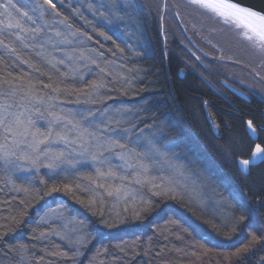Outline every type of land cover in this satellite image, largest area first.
Instances as JSON below:
<instances>
[{
	"label": "trees",
	"instance_id": "obj_1",
	"mask_svg": "<svg viewBox=\"0 0 264 264\" xmlns=\"http://www.w3.org/2000/svg\"><path fill=\"white\" fill-rule=\"evenodd\" d=\"M177 1L52 0L53 8L45 0H13L19 9L12 10L13 16L25 28L42 31L35 41L24 42L14 34L17 29L0 32V98L7 100L6 94L16 91L19 99L31 89L44 107L57 97L51 102L65 110L91 109L96 116L129 108L133 116L123 129L134 134L164 124L172 153L182 161L194 158L232 213L222 219L196 208L183 194L149 184H124L127 200L109 196L121 181L99 178L92 165L40 170L10 182L0 161V264H264V162L247 176L236 166V159L251 156L255 143L245 122H264V102L250 95L251 101L236 99L231 106L195 77L198 66L182 47L184 25L171 6ZM65 38L69 46L59 47L57 40ZM53 58L64 64L53 68ZM200 74L208 83L207 72ZM98 84L103 86L94 91L91 86ZM195 99L203 100L204 109ZM219 102L223 105L216 106ZM257 143L264 146L260 131ZM53 186L60 190L51 191ZM161 189L167 194L156 195ZM144 201L147 211L137 217L134 209ZM54 209L75 219L81 235L88 236L80 255H74L81 247L77 242L55 236L57 222L41 221Z\"/></svg>",
	"mask_w": 264,
	"mask_h": 264
},
{
	"label": "snow or ice",
	"instance_id": "obj_2",
	"mask_svg": "<svg viewBox=\"0 0 264 264\" xmlns=\"http://www.w3.org/2000/svg\"><path fill=\"white\" fill-rule=\"evenodd\" d=\"M45 3L55 7L52 0H45ZM188 3L216 23L231 28L257 52L264 55V12L242 5L238 0H188ZM12 10L19 11L13 0L0 2V17L4 18L0 19V25L3 26L0 27V32L17 29L18 31L14 34L21 42L25 40L35 41L37 34L42 29L25 28L22 22L13 16ZM23 16L27 17L28 14L25 12ZM56 36L60 37L62 34L57 32ZM3 43L0 40V44ZM24 46L28 47L29 45L25 43ZM36 46L41 49L44 47L43 44ZM52 46L55 47L56 45L53 44ZM12 51L14 52L15 49ZM40 55L41 52H37V56ZM53 60L54 62L50 61L53 68H56L57 64H64L62 59L55 60L53 58ZM102 86V84H98L91 87L95 91ZM45 87H49V85H45ZM52 91L58 92L59 89L52 88ZM6 95L7 100H11V103L0 98V129L3 130L4 141V143H0V159L16 156L17 159L27 161L34 168L46 166L55 169L64 163L72 152L80 150L83 154L84 151L93 149L92 159L99 165L96 169L97 176L99 178L111 177L121 181L120 185L112 187L108 191L109 196L115 194L118 198L121 195L126 200L131 198L123 184L129 179V176L120 174L121 171L128 169L133 170L131 173L132 182L136 184L152 183L153 187H157L148 179L149 158L147 155L139 156L134 152V149L129 147L130 141L127 130L119 133L110 127L111 122L105 123L104 120L97 122L96 114L91 109L84 112L65 110L51 102L57 97H50L47 106L41 111V106L45 104V101L33 95L31 89L23 91L19 99L16 98V91ZM90 102L95 103L96 101L90 98ZM100 115L103 116V113ZM37 120L45 121L43 129L37 125ZM246 129L250 138L255 140L258 129L253 119L246 121ZM259 130L264 131V125H261ZM61 145L63 148L60 147ZM105 153L109 155H105ZM113 156L122 163L113 165L111 162ZM45 161H47L46 165ZM258 161L264 162V146L260 143L255 144L250 159H242L238 163L246 172L248 166ZM100 187H104V185H100ZM59 190L55 186L51 188L53 192ZM65 190H70L67 185H65ZM155 194L166 195L167 192L161 189ZM148 203L144 201L140 209H134L137 217L141 211H147L146 205ZM77 243L81 247L75 249L74 255H80L82 248L87 246L89 243L88 236L86 234L81 235ZM244 250L246 251V247ZM237 254H239V250Z\"/></svg>",
	"mask_w": 264,
	"mask_h": 264
},
{
	"label": "rangeland",
	"instance_id": "obj_3",
	"mask_svg": "<svg viewBox=\"0 0 264 264\" xmlns=\"http://www.w3.org/2000/svg\"><path fill=\"white\" fill-rule=\"evenodd\" d=\"M177 2L179 3L174 2L171 6L175 7L179 12L178 19L183 22V27L185 28L182 27V29L185 35L192 38L193 42L203 50L201 58L208 66L204 71L207 73L208 71H215L235 81H241L245 77L247 80L244 85L245 90L250 95L264 102V55L257 52L231 28L216 23L196 10L188 3V0H178ZM163 7L165 8V6ZM183 38L182 47L184 49L183 43H188V41L185 37ZM57 42H59L58 46L61 48L64 47L63 45L69 44L67 38L63 41L57 40ZM66 54L69 57V51ZM216 57L227 59L232 63L230 65L220 63L218 68L215 65ZM191 59L201 69V65H199L196 59ZM189 64L190 66L194 65L190 60ZM90 65L92 66L93 63L91 62ZM199 71L200 73L202 72L201 70ZM228 82L238 88V85L233 81ZM41 108V111H43L44 105ZM102 113L103 116L100 115L101 113L96 116L97 122L100 120H104L105 123L111 122L110 127L119 133L127 130V136L130 141L129 147L134 149V152L139 156L147 155L150 163L148 179L157 187H153L152 183L136 184L132 182V169L120 172L121 175L129 176V179L124 181L123 184L131 185L135 188L144 186L145 184H149L151 188L162 186L164 190L185 195V198L192 201V204L196 208L206 209L222 219L227 218L232 213L233 207L223 195H219L210 175L206 174L201 168H198L196 161L192 159L182 161V156L172 153L173 146L163 142L166 134V126L164 124L134 134L132 129H123L126 122L133 116L129 108H111ZM37 125L43 129L45 121L37 120ZM0 143H4L2 129H0ZM60 147L63 148V145ZM92 152L93 149L84 151L83 154H81L80 150L72 152L71 155H68L67 160L55 169H50L46 166H40L37 169L32 167L27 161L17 159L16 156L0 159V161L9 170L10 182H18L40 170L48 172L70 171L78 168L83 169L91 165L97 168L99 165L92 159ZM105 155L109 154L105 153ZM111 162L113 165L122 163L114 156ZM46 164L47 161H45ZM41 221L45 223L57 222L58 227L55 229V236L60 239L77 242L81 237L80 225L75 219L66 217L62 209L46 212L42 215Z\"/></svg>",
	"mask_w": 264,
	"mask_h": 264
},
{
	"label": "flooded vegetation",
	"instance_id": "obj_4",
	"mask_svg": "<svg viewBox=\"0 0 264 264\" xmlns=\"http://www.w3.org/2000/svg\"><path fill=\"white\" fill-rule=\"evenodd\" d=\"M185 38L188 41V43L187 42L183 43L184 44V50L186 51V53L189 56H191V58H195L196 61L199 63V65H201V69H200V67L194 68L195 71H196L195 74H194L195 77L197 79H199L200 81H202L215 94V96L217 98H219L220 100H223V102L226 103V104L229 103L231 106H233V105H235L237 103L236 99L242 100L241 98H239L238 96H236L235 94H233L232 92H230L227 89V87L225 86V83L223 84V82H226L229 85H231L233 88H236L232 84H230L228 81H230V82L233 81L234 83H236L238 85V88L237 89H239L240 91H242L243 93H245L246 95H248L250 97L248 91L245 90V86L244 85H245V81H247L245 77L241 81H235V80L229 79L225 75H220V74L216 73L215 71L213 72V71H208L207 70L208 71L207 75L209 77V78H206L207 82H209L210 84H212L217 89V91H213L212 88L207 83L204 82L203 78L201 77L200 71H199V70L204 71L205 68H208L207 64L201 58V56H203V54H202L203 50H201L195 43H193L190 40L189 37L186 36ZM193 44L196 45L197 47H195ZM216 58H217L216 61H218L220 63H224V64H227V65H230L232 63L231 61H229L227 59H221V58H218V57H216ZM191 67H192V65H191ZM183 74H184L183 75V78H184L185 77V73H183ZM220 94L221 95L227 94V96H228L229 99H225V98L223 99V98H221L222 96ZM202 101H203L202 99H195L194 102H196L198 104H202L203 103ZM215 105L216 106H222L223 104H221L219 102L217 104L215 103ZM204 107H205L204 104H202V108L203 109H204ZM218 110H220L219 107H216L214 110L211 111L212 114L214 115V118L217 117V114H218L217 111ZM262 118L264 119V114L262 115ZM215 121L217 122V126H218L219 125L218 120L215 119ZM256 125H257L258 131H260L259 130L260 129V126L261 125H264V122H259ZM258 131H257V134H258ZM260 132L262 134H264V131H260Z\"/></svg>",
	"mask_w": 264,
	"mask_h": 264
},
{
	"label": "water",
	"instance_id": "obj_5",
	"mask_svg": "<svg viewBox=\"0 0 264 264\" xmlns=\"http://www.w3.org/2000/svg\"><path fill=\"white\" fill-rule=\"evenodd\" d=\"M238 2L241 3L242 5L249 6V7L253 8L254 10L264 12V0H238ZM208 84H210V83L208 82ZM225 86L227 87V89L230 92H232L233 94H235L236 96H238L242 100H244L246 102L250 101V98L246 94L234 89L232 86H230V85H228L226 83H225ZM248 136H249V134H248ZM249 138H250V136H249ZM250 139H251L252 142H254L256 144L257 141H258V134H257V138L255 140H253L252 138H250ZM254 148H255V146H254ZM254 148H253V150H254ZM250 157L248 159H250ZM240 160H242V159H238L236 161V166H237V169L239 170V172L242 175H244V176H247L249 174V171H250L251 167H256V166H259L261 163H263L261 161H258L257 163L248 166L247 171L245 172V171L242 170L240 164L238 163Z\"/></svg>",
	"mask_w": 264,
	"mask_h": 264
},
{
	"label": "bare ground",
	"instance_id": "obj_6",
	"mask_svg": "<svg viewBox=\"0 0 264 264\" xmlns=\"http://www.w3.org/2000/svg\"><path fill=\"white\" fill-rule=\"evenodd\" d=\"M188 37V36H187ZM190 40L193 42V39L192 38H190ZM193 43H195V42H193ZM194 45V44H193ZM195 47H197L196 45H194ZM202 50V49H201ZM183 73L182 72H180V78H183ZM208 84V83H207ZM211 88H212V90L213 91H217V89L212 85V84H208ZM212 85V86H211ZM234 89H236V90H238V91H240L239 89H237V88H234ZM240 92H242V91H240ZM243 93V92H242ZM245 94V93H244ZM221 95V94H220ZM250 95V94H249ZM222 97L221 98H225V99H229L228 98V96H227V94H225V95H221ZM248 96V95H247ZM249 97V96H248ZM254 97V96H253ZM256 98V97H255ZM250 101H251V97H250ZM209 118V117H208ZM209 120V119H208ZM210 122V121H209ZM228 123L229 124H231V122L230 121H228ZM246 123V122H245ZM212 127H213V125H212ZM245 128H246V125H245ZM247 131V130H246ZM251 140V139H250ZM163 142H165V139H164V141ZM254 143V142H253ZM253 151V150H252ZM251 154H252V152H251ZM190 159H192V160H194V158H190ZM185 161H187V160H185ZM195 161V160H194Z\"/></svg>",
	"mask_w": 264,
	"mask_h": 264
}]
</instances>
